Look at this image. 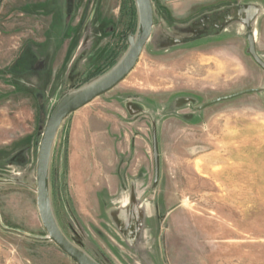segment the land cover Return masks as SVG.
I'll return each mask as SVG.
<instances>
[{
  "label": "rangeland",
  "instance_id": "1",
  "mask_svg": "<svg viewBox=\"0 0 264 264\" xmlns=\"http://www.w3.org/2000/svg\"><path fill=\"white\" fill-rule=\"evenodd\" d=\"M151 2L135 68L59 127L56 220L101 264H264V0ZM137 23L133 0H0V264H75L38 215L40 137Z\"/></svg>",
  "mask_w": 264,
  "mask_h": 264
},
{
  "label": "water",
  "instance_id": "2",
  "mask_svg": "<svg viewBox=\"0 0 264 264\" xmlns=\"http://www.w3.org/2000/svg\"><path fill=\"white\" fill-rule=\"evenodd\" d=\"M133 1L136 7L138 23L135 34H130L126 38V43L128 45L126 52L107 72L71 92H67L57 101L45 122L38 146L35 167L36 207L38 215L48 239H50L75 264L101 263L70 240L62 231L56 220L51 204L49 184L51 152L56 134L65 118L69 114L86 106L94 99L111 91L135 68L145 45L151 37L154 12L151 0ZM249 52L264 69V63L259 60L254 51L252 40H250ZM76 78L75 76L72 80L73 84ZM245 92L248 91H243L241 93ZM241 93L218 100L231 98Z\"/></svg>",
  "mask_w": 264,
  "mask_h": 264
},
{
  "label": "crops",
  "instance_id": "3",
  "mask_svg": "<svg viewBox=\"0 0 264 264\" xmlns=\"http://www.w3.org/2000/svg\"><path fill=\"white\" fill-rule=\"evenodd\" d=\"M95 12V8L94 7H92L91 9H90V11H89V13L87 14V16H86V19H89V17L91 18L92 16H93V13ZM93 18V17H92ZM64 20V22H63V25H65V24H67V22H68V17L67 18H64L63 19ZM81 21H79V19H78V23H76V24H79ZM68 24H70L69 22H68ZM56 25V24H55ZM110 92V91H109ZM80 110V109H79Z\"/></svg>",
  "mask_w": 264,
  "mask_h": 264
},
{
  "label": "trees",
  "instance_id": "4",
  "mask_svg": "<svg viewBox=\"0 0 264 264\" xmlns=\"http://www.w3.org/2000/svg\"><path fill=\"white\" fill-rule=\"evenodd\" d=\"M130 35V34H129ZM110 68H107V69H103V70H100V71H96L95 73H93V77L96 78L102 74H104L105 72H107ZM80 86L76 87V88H79ZM92 256V255H91ZM96 259V258H95Z\"/></svg>",
  "mask_w": 264,
  "mask_h": 264
}]
</instances>
